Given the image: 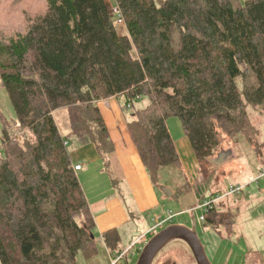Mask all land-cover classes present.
I'll return each mask as SVG.
<instances>
[{
    "label": "trees",
    "instance_id": "trees-1",
    "mask_svg": "<svg viewBox=\"0 0 264 264\" xmlns=\"http://www.w3.org/2000/svg\"><path fill=\"white\" fill-rule=\"evenodd\" d=\"M0 86L16 133L29 135L19 141L0 114V264H77L78 254L98 256L100 240L116 254L118 231L95 233L69 140L108 159L114 147L98 103L122 99L154 186L162 169L180 167L170 117L197 166L212 164L222 139L244 134L250 145L257 131L247 106L264 113V0H43L23 28L0 35ZM142 98L147 105L135 110ZM58 110L67 115L64 137ZM223 206L203 227L230 237L234 216Z\"/></svg>",
    "mask_w": 264,
    "mask_h": 264
},
{
    "label": "rangeland",
    "instance_id": "rangeland-1",
    "mask_svg": "<svg viewBox=\"0 0 264 264\" xmlns=\"http://www.w3.org/2000/svg\"><path fill=\"white\" fill-rule=\"evenodd\" d=\"M105 1L113 6V0ZM154 1L156 4L159 2V0ZM238 1L243 4L247 0ZM42 7L43 0H0V35L7 36L23 28L29 17H32L37 11H41ZM117 27L119 33H123L122 25H117ZM118 103L122 106L123 100H119ZM147 103L148 100L142 98L134 105V109L142 110ZM121 111L126 121L129 122L132 110L121 109ZM246 112L251 126L257 131V136L253 137L250 145L248 136L244 134L239 135L236 142L222 139L219 148L212 157L219 165L213 166V164L207 163L195 166L197 177L201 178L202 184L208 190L225 189L236 181L245 185L239 197L224 199L221 202L224 205L223 209L226 208V211L234 216V233L227 237L223 228L216 230L209 226L203 227V224L196 221L198 212L192 215L177 203L169 201L165 203L166 210H169L173 216V221L170 224L191 228L192 220H194L196 233L211 264H264V113L250 105L247 106ZM0 114L9 123L11 127L9 130L13 134L16 133L15 115L2 86H0ZM54 119L62 137L66 136L68 133L66 112L58 110ZM166 126L172 140L177 145L181 146L183 142H187L181 123L177 118H168ZM1 129L0 121V156ZM15 136L19 141H22L24 136L29 137L26 133H18ZM74 147V141L69 140L68 153L73 152ZM189 149L185 146L183 152L191 153ZM157 182L158 186L162 185L163 191L170 194L172 189H180L185 181L181 171L171 167L159 172ZM205 187L202 186V188ZM162 190L158 189V193L160 191L163 193ZM207 195L208 192L205 196ZM150 218V214L146 213L143 227L124 233L123 248L127 247L129 242L134 241L147 228L154 225L153 219ZM145 244L140 245L143 248ZM98 250V256L88 260L78 254L77 264H109L108 255L100 243ZM137 258L138 255L129 263L135 264ZM119 264H124V262ZM153 264H195V262L183 242L173 241L160 251Z\"/></svg>",
    "mask_w": 264,
    "mask_h": 264
},
{
    "label": "crops",
    "instance_id": "crops-1",
    "mask_svg": "<svg viewBox=\"0 0 264 264\" xmlns=\"http://www.w3.org/2000/svg\"><path fill=\"white\" fill-rule=\"evenodd\" d=\"M98 108L114 147L113 154L103 161L92 144L80 146L74 142L75 147L69 156L73 167H81L75 172L92 214L96 235L100 236L103 232L116 229L122 246L124 233L139 230L145 225L146 213L150 214V219L164 217L167 212H170L165 208L167 201L177 203L188 211L196 205L202 193L207 194L208 188L202 184L201 178L197 177L195 169L197 164L192 151L191 153L183 152L185 146L190 148L188 141L183 142L181 146L173 141L180 160V167L176 169L183 175L185 181L183 186L180 189H172L170 194L162 190L161 184L154 186L127 133L128 122L121 111V104L115 98H111L99 102ZM231 184H240L245 187L237 181ZM160 188L163 193L161 191L158 193ZM150 228H147L134 241L129 242L127 247L141 236H144L147 242V239L151 238L146 234ZM100 244L110 261L113 253L104 247L101 240ZM136 257L137 255L133 259Z\"/></svg>",
    "mask_w": 264,
    "mask_h": 264
},
{
    "label": "built area",
    "instance_id": "built-area-1",
    "mask_svg": "<svg viewBox=\"0 0 264 264\" xmlns=\"http://www.w3.org/2000/svg\"><path fill=\"white\" fill-rule=\"evenodd\" d=\"M113 13L116 14V10H113ZM118 24H122V21H118ZM80 166H74V171L80 170ZM264 175V174H263ZM262 175V176H263ZM244 186L240 184H230L225 189V192L222 194H216L214 196H205L203 193L200 196V199L196 203L195 206L188 210L189 213L195 215L198 212V217L196 221L200 224L205 222L206 216L212 211L217 204L221 203L224 199L229 198H237L241 195ZM173 220V216L171 212H167L164 217H157L153 219L154 225L147 231V235L153 237L159 231L170 225ZM144 236H141L138 240L131 243L126 249L123 251L113 254L110 258L109 264H119L120 262H124V264H129V261L132 260L135 255H139L142 246L140 244H145Z\"/></svg>",
    "mask_w": 264,
    "mask_h": 264
},
{
    "label": "water",
    "instance_id": "water-1",
    "mask_svg": "<svg viewBox=\"0 0 264 264\" xmlns=\"http://www.w3.org/2000/svg\"><path fill=\"white\" fill-rule=\"evenodd\" d=\"M211 162L219 165L214 160ZM173 241H181L187 246L195 264H211L196 233L194 220H192L191 228L173 224L159 231L144 245L135 264H153L160 251Z\"/></svg>",
    "mask_w": 264,
    "mask_h": 264
}]
</instances>
